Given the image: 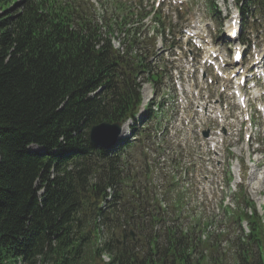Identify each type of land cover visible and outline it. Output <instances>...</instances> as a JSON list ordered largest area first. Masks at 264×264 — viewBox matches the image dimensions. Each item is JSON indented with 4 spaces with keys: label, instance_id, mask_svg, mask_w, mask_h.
I'll return each instance as SVG.
<instances>
[{
    "label": "trees",
    "instance_id": "trees-1",
    "mask_svg": "<svg viewBox=\"0 0 264 264\" xmlns=\"http://www.w3.org/2000/svg\"><path fill=\"white\" fill-rule=\"evenodd\" d=\"M252 6L264 15V0L241 9ZM103 8L100 24L89 0H0V264H264V225L242 209L247 199L231 217L238 227L248 221L247 234L155 230L160 212L122 162L130 143H89L92 125L135 115L137 79L153 78V39L150 47L137 36L123 4ZM108 187L105 212L98 205ZM97 215L106 227L99 246Z\"/></svg>",
    "mask_w": 264,
    "mask_h": 264
},
{
    "label": "rangeland",
    "instance_id": "rangeland-1",
    "mask_svg": "<svg viewBox=\"0 0 264 264\" xmlns=\"http://www.w3.org/2000/svg\"><path fill=\"white\" fill-rule=\"evenodd\" d=\"M95 1H97V4H98L102 0H95ZM105 4H106V7H109L110 2H107ZM98 6H99V4H98ZM108 13H110L109 10L107 12V15H108ZM157 88L159 89V90L157 89V92H156L157 94L156 95L153 94L156 102H158L159 98L162 97L163 99H165V100L168 99L169 102L174 103L173 92L171 93V88L169 85L167 86L166 83H164V84H161V87L158 85ZM141 91L144 94V96H143L144 98H147L149 95H150V98L152 97L153 90H151L150 84L142 85ZM169 115H170V113L167 112L166 115L160 114L159 116H160V119L162 121L163 119H168ZM155 125H156L155 120L152 121L151 123H149L148 128H146V130L141 135L138 136L139 140H141V141L144 140L146 142L148 136H151L153 134V132L155 130ZM129 130H130V128H129ZM154 156H155V154H152V157H154ZM124 161H126L125 164L127 163V166H130V169L132 168L134 173H136L140 176L141 183L146 184L148 186V188H150L149 183H148V179H150V183H151L152 187L156 183L158 185L157 187L159 188V185L163 183V181H161V179H159V178L154 179L153 178L152 174L156 173V172H153L150 175V177L149 176L145 177L146 173H145V168H144V163H143L144 161L142 158V154L140 152V148L137 145L131 146L128 149L126 148L125 153H123V156H122V162H124ZM145 161H146V164L149 165L148 160L145 159ZM142 172H143V174H142ZM259 172H260V174L258 177H261V174H262V178L257 179L258 177H256L254 179L253 186L257 189H255V193L253 195H252V192L250 193L249 198L251 199L252 197H254L256 199V204H260L261 206H263V204H264V173L262 172L261 168H260ZM178 177H179V174H178ZM178 183L181 184V181L178 180ZM188 193H189V195L191 194V189L188 191ZM263 208H264V206H263ZM187 210H188L187 206H184L182 212H185ZM198 215H199V213H198ZM205 217L206 216L203 214L200 215V218L202 220ZM179 218H180V221H185V222L197 220V218L194 219V217L191 216L190 214H184V215L180 214ZM232 234L233 233L231 232V235ZM263 241H264V236H263ZM16 262H17L16 258H8L2 264H16Z\"/></svg>",
    "mask_w": 264,
    "mask_h": 264
},
{
    "label": "water",
    "instance_id": "water-1",
    "mask_svg": "<svg viewBox=\"0 0 264 264\" xmlns=\"http://www.w3.org/2000/svg\"><path fill=\"white\" fill-rule=\"evenodd\" d=\"M122 133L123 130L120 123L102 122L93 125L89 130L88 136L91 145L107 149L117 142Z\"/></svg>",
    "mask_w": 264,
    "mask_h": 264
},
{
    "label": "bare ground",
    "instance_id": "bare-ground-1",
    "mask_svg": "<svg viewBox=\"0 0 264 264\" xmlns=\"http://www.w3.org/2000/svg\"><path fill=\"white\" fill-rule=\"evenodd\" d=\"M126 128H127V127H126ZM123 134H124V133H123ZM123 136H124V135H123ZM133 145H134V144L129 145L128 148H130V147L133 146ZM128 148H127V149H128ZM254 189H257V188L254 187Z\"/></svg>",
    "mask_w": 264,
    "mask_h": 264
}]
</instances>
